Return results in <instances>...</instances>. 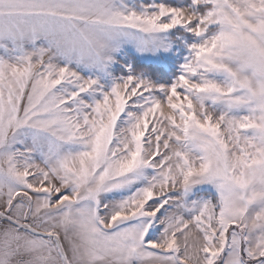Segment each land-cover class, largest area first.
Instances as JSON below:
<instances>
[{"label":"snow or ice","instance_id":"obj_1","mask_svg":"<svg viewBox=\"0 0 264 264\" xmlns=\"http://www.w3.org/2000/svg\"><path fill=\"white\" fill-rule=\"evenodd\" d=\"M0 264H264V0H0Z\"/></svg>","mask_w":264,"mask_h":264}]
</instances>
